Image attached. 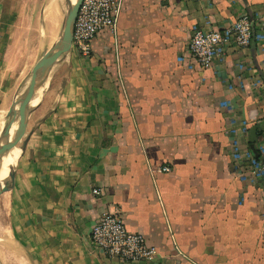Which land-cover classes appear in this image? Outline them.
Here are the masks:
<instances>
[{"label": "crops", "instance_id": "crops-1", "mask_svg": "<svg viewBox=\"0 0 264 264\" xmlns=\"http://www.w3.org/2000/svg\"><path fill=\"white\" fill-rule=\"evenodd\" d=\"M30 3L0 0V135L40 56L23 22ZM244 12L262 38L198 64L192 26L222 28ZM254 77L264 79V0H122L116 31L100 29L89 55L62 53L32 97L6 155L14 179L0 193V262L264 264V188L241 177L230 151L264 126ZM105 210L157 256L129 261L92 247Z\"/></svg>", "mask_w": 264, "mask_h": 264}, {"label": "built area", "instance_id": "built-area-1", "mask_svg": "<svg viewBox=\"0 0 264 264\" xmlns=\"http://www.w3.org/2000/svg\"><path fill=\"white\" fill-rule=\"evenodd\" d=\"M121 3L122 0H81L75 15L71 46L82 55L91 54L92 40L100 29L108 27L116 31ZM262 36V33L253 31L252 18L244 12L222 28L194 24L187 48L198 64L207 67L215 58L224 59L232 46H246L252 38ZM242 66L240 63L239 68ZM251 83L264 93L263 78L254 77ZM242 123L240 130L245 131L246 121ZM256 147L259 155L264 153V141L257 143ZM230 151L241 177L264 188V160L255 157L248 143H241L238 137L232 140ZM160 169L166 171L169 166L164 164ZM92 192L99 193L100 188L94 186ZM90 243L106 255L129 261H148L158 254L157 248L146 240L143 233L129 230L121 215L110 210L103 211L92 224Z\"/></svg>", "mask_w": 264, "mask_h": 264}, {"label": "water", "instance_id": "water-1", "mask_svg": "<svg viewBox=\"0 0 264 264\" xmlns=\"http://www.w3.org/2000/svg\"><path fill=\"white\" fill-rule=\"evenodd\" d=\"M81 0H67L66 12L62 18L60 34L48 48L35 60L30 68V78L24 92L16 97L11 106L10 112L13 113L12 119L7 122L0 135V158L8 152L22 139L25 129L28 113L32 109L31 100L35 91L42 85L46 75L48 74L53 63L61 56L62 53L68 51L72 44V32L75 20V15ZM16 120V126L10 134V128L13 120ZM264 126L259 122L251 125L248 131V146L255 157H259V151L255 141L257 134L263 130ZM14 179V171L12 166H9L7 176L0 180V193L11 187ZM0 264H2L0 262Z\"/></svg>", "mask_w": 264, "mask_h": 264}, {"label": "rangeland", "instance_id": "rangeland-1", "mask_svg": "<svg viewBox=\"0 0 264 264\" xmlns=\"http://www.w3.org/2000/svg\"><path fill=\"white\" fill-rule=\"evenodd\" d=\"M27 4L24 15L26 22L27 37L31 36L32 51L37 57L48 48L60 34L62 18L66 12L67 0H31ZM27 3V1H26ZM26 5V4H25ZM37 42H34V35ZM3 231L0 224V241H2Z\"/></svg>", "mask_w": 264, "mask_h": 264}, {"label": "bare ground", "instance_id": "bare-ground-1", "mask_svg": "<svg viewBox=\"0 0 264 264\" xmlns=\"http://www.w3.org/2000/svg\"><path fill=\"white\" fill-rule=\"evenodd\" d=\"M72 2H74V0H71ZM41 91H42V87H40L39 89H38V92H37V94L35 95V96H38L39 97V94L41 93ZM38 97H37V100H38ZM34 99V98H33ZM32 99V100H33ZM32 100H31V103L33 104V103H35V102H32ZM37 100H36V102H37ZM15 126H16V121H14L13 122V124H12V126H11V128H10V134H12V131L14 130V128H15ZM10 151V150H9ZM9 151L8 152H6L1 158H0V170L2 169V173H1V176H0V180L2 181L6 176H7V174H8V170H9V166H11V165H13L12 163H9V160H7V157H6V155L9 153Z\"/></svg>", "mask_w": 264, "mask_h": 264}]
</instances>
